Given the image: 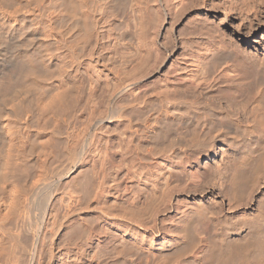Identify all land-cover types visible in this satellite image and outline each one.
<instances>
[{
  "label": "rangeland",
  "instance_id": "rangeland-1",
  "mask_svg": "<svg viewBox=\"0 0 264 264\" xmlns=\"http://www.w3.org/2000/svg\"><path fill=\"white\" fill-rule=\"evenodd\" d=\"M66 1L0 0V25L23 31L0 28V81L24 86L0 82V264L35 246L34 264H264V94L237 126L174 106L230 69L212 65L207 28L263 54L257 0H73L78 26Z\"/></svg>",
  "mask_w": 264,
  "mask_h": 264
},
{
  "label": "bare ground",
  "instance_id": "bare-ground-1",
  "mask_svg": "<svg viewBox=\"0 0 264 264\" xmlns=\"http://www.w3.org/2000/svg\"><path fill=\"white\" fill-rule=\"evenodd\" d=\"M4 1V0H3ZM65 1V0H64ZM2 2V1H1ZM71 3H73V4H71V5H73L72 7H74L72 10H75V4H74V1L73 0H71L70 1ZM65 3H67V1L66 2H64V4ZM255 3H256V10L254 11L255 12V15L257 16L256 18H259V19H262L263 18V13H264V1L263 0H257V1H255ZM254 3V4H255ZM68 4V6L67 7H71L70 5H69V2L67 3ZM2 6V5H1ZM66 7V6H65ZM71 7V8H72ZM76 9H77V6H76ZM70 11L69 9H67V12H68V14H67V16H65L64 18H63V20L65 19V22L69 25V24H74V26H75V23H76V26H78L79 24H78V22H80L79 20H81V16L79 15V12H78V14L76 13L79 9H77V11L75 10V12L74 11ZM80 11V10H79ZM83 19V18H82ZM2 21V20H1ZM82 21H85V20H82ZM86 22V21H85ZM8 25H7V24ZM65 23V24H66ZM83 23V22H82ZM82 23H81V25H82ZM78 24V25H77ZM263 24H264V22H263ZM86 25V24H85ZM85 25L83 26V27H85ZM3 27V29L5 28L7 31H5V29L3 30V31H5V32H8V33H11V34H14V33H17L18 31H19V33H20V31H22V30H19L17 27H15V26H13V25H11V23H9V21L7 20V21H3L2 22V24L0 25V28H2ZM73 27V26H72ZM71 27V28H72ZM79 27H81V26H79ZM70 28V29H71ZM81 29V28H80ZM208 29V31L210 32V36H209V42H210V47L208 48V51L211 53V62L213 63H211L212 65H215L216 63H221V61H223L224 59H226V58H229V57H232V64L230 65V69H228V70H225L227 73H222V72H219L217 75H215L214 77H213V79H211L210 81L209 80H205L204 81V83H202V84H199L198 86H195V87H187V88H185V89H179L178 90V92L176 91H174L175 93H178V95L179 96H177L176 95V97H178V99H176V102H174V106H180V105H182V104H184V105H189V106H192V107H195V109L196 110H200V109H206L207 111H208V113H211L213 116H217V117H219L218 119H217V121L218 122H222L223 123V121H227L230 125L231 124H234L235 126H237L238 124L240 125V124H243L244 123V121H246V120H251V121H249V123L250 122H252V121H254L255 122V118H251V117H253V116H249L248 114H251L252 112H254V110L258 107V105H259V101L262 99V96H263V94H264V52H263V54H257V55H252V54H246L243 50H241V49H239V48H233L234 50L232 51V50H230V49H228V48H230V46H228V45H226L225 44V41H224V37H223V35H218V36H216V35H214V33L211 31V29L210 28H207ZM2 30V29H1ZM3 31H1V33L3 32ZM23 32V31H22ZM21 32V33H22ZM3 34H4V32H3ZM7 34V33H6ZM1 35V34H0ZM23 35V34H22ZM2 36V35H1ZM19 37V36H18ZM27 37V36H26ZM28 38V37H27ZM26 38V40H23L24 42H26L27 40H29V39H27ZM22 41V40H21ZM30 41H31V39H30ZM30 43V42H29ZM28 43V44H29ZM26 44H27V42H26ZM27 44V45H28ZM21 45V44H20ZM25 45V44H24ZM23 45V46H24ZM31 45V44H30ZM22 46V47H23ZM228 48H227V47ZM27 48H29V47H27ZM18 51V50H17ZM19 51H21V50H19ZM14 53V52H13ZM17 53H19V52H17ZM24 56H25V59H26V57L27 58H29V59H31V60H33L32 58H36L37 59V57H35V52H33V49H27L26 51H23V53H22ZM19 55H20V53H19ZM18 55V56H19ZM22 55V57H24ZM17 56V55H16ZM17 56V57H18ZM21 56V55H20ZM19 56V57H20ZM16 57V58H17ZM17 60H19L18 58H17ZM30 60V62H33V61H31ZM18 63V62H17ZM31 64H34V63H30L29 65L31 66ZM19 66V65H18ZM35 67H37V68H39V66H37V64H36V66ZM34 67V68H35ZM34 68H33V70H29V73H28V80L29 81H26V82H28L29 83V85H30V83L31 84H34V82L33 81H35L34 80V78H35V74H36V71L35 70H37V68L34 70ZM17 69V68H16ZM15 69V70H16ZM22 69V68H21ZM28 69V68H27ZM30 69V68H29ZM32 69V68H31ZM12 71V70H11ZM20 72V71H19ZM21 72H22V70H21ZM25 72V71H24ZM7 73V72H6ZM16 73H17V70H16ZM27 73V72H26ZM21 74V73H20ZM7 75H9V74H7ZM24 75V74H23ZM26 75V74H25ZM24 75V77H26ZM15 76H16V74H15ZM14 76V77H15ZM11 77V76H10ZM5 78V77H4ZM19 78V77H18ZM37 78V77H36ZM38 78H39V74H38ZM20 79V78H19ZM22 79V78H21ZM27 79V78H26ZM40 79V78H39ZM18 80V79H17ZM38 80V79H37ZM36 80V81H37ZM2 81H4V79L2 80ZM20 81H22L23 82V80H20ZM1 82V81H0ZM18 82H19V80H18ZM18 82H15V81H12V79L10 78H8L7 80H6V82L4 81L3 83H2V85H1V89L3 90V91H9V90H16V89H19L18 91H20V90H22L20 87L22 86V87H24L23 86V84L22 83H20V84H22V85H20ZM39 82V81H38ZM28 83H25L24 85L26 86ZM36 84H37V82H36ZM29 85H27V86H29ZM38 85V84H37ZM26 86V87H27ZM31 86V85H30ZM32 87V86H31ZM28 88H30V87H27V89ZM34 88V87H33ZM14 90V91H15ZM2 91V93H4L5 94V92H3ZM28 91V90H27ZM8 93V92H7ZM10 93V92H9ZM16 94V93H15ZM208 94H210V95H208ZM212 94V95H211ZM17 95V94H16ZM10 96V95H9ZM172 100H175V98H173ZM198 110V111H199ZM201 111V110H200ZM199 111V112H200ZM198 112V113H199ZM198 115V114H197ZM211 115V116H212ZM215 118V117H214ZM248 121H246V122H248ZM254 122H252V123H254ZM259 122V121H258ZM261 123H262V121H260ZM228 124V125H229ZM248 132V131H247ZM264 137V136H263ZM249 138V137H248ZM255 143H256V141H255ZM207 144V143H206ZM260 144V143H259ZM259 144L253 149H251L250 148V150H249V152L247 153V154H244V156H242L243 158H242V161H241V164L243 163H247L248 161H249V159L251 158V156H253V154H255L256 152H258V151H260L259 150ZM204 146H205V144H203ZM254 145V144H253ZM251 146V145H250ZM261 146H264L263 144H261ZM262 151V150H261ZM262 155H264V154H262ZM76 157V156H75ZM262 157V156H261ZM260 157V158H261ZM238 160V159H237ZM261 161L263 162V165H264V157H263V160H262V158H261ZM256 163V162H255ZM261 163V162H260ZM242 164V165H243ZM261 164H259V166H260ZM183 166V165H182ZM237 166H238V164H237ZM239 166H241V165H239ZM245 166V165H244ZM248 167V166H247ZM184 168V167H183ZM238 168V167H237ZM242 168V167H241ZM244 168V167H243ZM260 168H261V166H260ZM236 169V168H235ZM240 169V168H239ZM238 169V170H239ZM257 169H259L258 167H257ZM241 170V169H240ZM243 170V169H242ZM247 171V170H246ZM257 171V170H256ZM245 172V171H244ZM172 173V172H171ZM175 173V172H174ZM173 173V174H174ZM178 173V172H177ZM249 173V172H248ZM179 174V173H178ZM238 174V173H237ZM245 174V173H244ZM244 174H242V175H244ZM241 175V176H242ZM249 175V174H248ZM252 175V174H251ZM255 175V174H254ZM179 176V175H178ZM250 176V175H249ZM253 176V175H252ZM169 177V176H168ZM171 178H172V176H170ZM175 177V176H174ZM244 177V176H243ZM233 179L234 178H237V177H235V176H233L232 177ZM231 178V179H232ZM243 180V179H242ZM246 180H247V178H246ZM234 181H235V179H234ZM233 181V182H234ZM238 181V180H237ZM240 182V181H239ZM244 182V181H243ZM235 183H236V181H235ZM234 183V184H235ZM232 185H233V183H232ZM237 185V184H236ZM235 186V185H234ZM202 187V186H201ZM204 188V187H203ZM202 188V189H203ZM235 188V187H234ZM230 191V190H229ZM261 203H262V201H261ZM264 203V202H263ZM233 204V203H232ZM262 205H264V204H262ZM200 207V206H199ZM202 207V206H201ZM263 208H264V206H263ZM198 209V208H197ZM200 211H204L203 209L201 210L200 209ZM186 212V211H185ZM205 212V211H204ZM203 212V213H204ZM187 213H189V212H187ZM192 213V212H191ZM202 213V212H201ZM197 214V213H196ZM195 214V215H196ZM262 214V213H261ZM260 214V215H261ZM264 214V213H263ZM186 215V214H185ZM194 215V216H195ZM199 215V214H198ZM191 217V216H190ZM199 217V216H198ZM197 217V218H198ZM254 217H255V215H254ZM264 217V216H263ZM200 218H202V216H200ZM260 218V217H259ZM181 219H182V216H181ZM220 219V218H219ZM180 220V219H179ZM191 220V218L188 220V221H190ZM195 220V219H194ZM194 220H191V222H193ZM226 220V219H225ZM224 220V221H225ZM263 221H264V219H263ZM262 221V222H263ZM179 222V221H178ZM186 222V221H185ZM259 222V221H258ZM252 224V223H251ZM183 225H184V223H183ZM182 225V226H183ZM186 225V224H185ZM228 225V224H227ZM242 225V224H241ZM186 226H188V224L186 225ZM186 226H183L180 230L182 231V232H184V230H185V233L187 234V232H186V229L187 228H189V227H187L186 228ZM229 226V225H228ZM194 227V226H193ZM193 227H192V229H193ZM224 227V226H223ZM252 228H254V229H252V230H254L255 232L254 233H257L258 235L260 234V233H263L264 232V222L263 223H260V224H257V225H255V226H253ZM216 229V228H215ZM215 229H212V227H210V228H208V230H207V233H208V235L209 236H214L213 234H219V233H217V232H215V233H213V230L215 231ZM218 230V229H217ZM195 231V230H194ZM151 232V231H150ZM180 232V231H179ZM260 232V233H259ZM191 233V232H190ZM182 234V233H181ZM180 234V235H181ZM186 234H184L185 236H187ZM220 234H223V233H220ZM227 234L228 233H226V234H224L225 236H227ZM145 235V234H144ZM143 236V235H142ZM183 236V235H182ZM221 236V235H220ZM264 236V235H263ZM262 236V237H263ZM258 237H260V235L258 236ZM261 237V238H262ZM213 239H214V237H212ZM241 238H242V236H241ZM226 239V238H225ZM247 240H249L248 238H246ZM221 240H222V243H223V240H224V238L222 239L221 238ZM232 240H233V238H232ZM244 240V239H243ZM217 241V240H216ZM242 241V240H241ZM178 242L179 241H176L175 242V245L176 244H178ZM220 243H221V241H219ZM219 242H217V243H219ZM214 243V242H213ZM167 243L165 242L163 245V247H166L167 245H166ZM233 244V243H232ZM259 244V243H258ZM257 244V245H258ZM28 245V244H27ZM173 245V244H172ZM221 245V244H220ZM235 245V244H234ZM263 245V244H262ZM262 245H260L261 247H262ZM213 246V245H212ZM212 246H210V247H212ZM229 246V245H228ZM237 246H238V244H237ZM237 246H235V247H237ZM260 246H258V248L260 249L261 247ZM34 247V246H33ZM221 247V246H220ZM222 247H223V245H222ZM233 247V246H232ZM231 247V249L229 250L230 252H232V253H234V249L235 248H232ZM29 248V247H28ZM214 248V247H213ZM239 248V247H238ZM237 248V249H238ZM249 248V247H248ZM262 248H264V246L262 247ZM212 249V248H211ZM217 249H219V248H217ZM221 249V248H220ZM244 252H246V251H244ZM30 253V252H29ZM259 253H261V251L259 252ZM28 254V253H27ZM213 254V253H212ZM236 254V253H235ZM245 254V253H244ZM256 254V253H255ZM262 254V253H261ZM261 254H259V255H261ZM41 255H42V251L40 250V249H38V247L37 246H35L34 247V253H33V258L31 257V260H33V259H35L36 260V257L38 258V256H40L41 257ZM229 255H231V254H229ZM229 255H227V256H229ZM24 256H25V254H24ZM28 256V255H27ZM210 256V255H209ZM239 256V255H238ZM225 257V256H224ZM223 257V258H224ZM231 257H233L232 255H231ZM231 257H225V259H226V262L228 261V260H230V259H232ZM240 257H241V255H240ZM24 258V257H23ZM28 257H26L25 259H24V264H34L33 262H31V260H29L28 261V259H27ZM39 259V258H38ZM38 259H37V261H38ZM213 259H215V258H213ZM213 259H211V260H213ZM233 259H234V257H233ZM21 260H22V258H21ZM224 261L225 260H223V262H222V264H224ZM39 262V261H38ZM225 262V263H226ZM240 262V261H239ZM36 263V262H35ZM38 264V263H37ZM221 264V263H220Z\"/></svg>",
  "mask_w": 264,
  "mask_h": 264
}]
</instances>
